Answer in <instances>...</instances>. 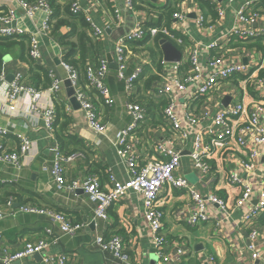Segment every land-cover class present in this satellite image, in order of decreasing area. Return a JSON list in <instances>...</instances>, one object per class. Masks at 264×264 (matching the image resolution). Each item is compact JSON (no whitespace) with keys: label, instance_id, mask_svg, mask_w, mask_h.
<instances>
[{"label":"built area","instance_id":"2783aa9c","mask_svg":"<svg viewBox=\"0 0 264 264\" xmlns=\"http://www.w3.org/2000/svg\"><path fill=\"white\" fill-rule=\"evenodd\" d=\"M107 2L110 5L108 20L99 25L94 17L102 8L100 0H85L84 5L81 0H59L61 7L69 5L72 15L84 19L96 51L104 54L106 50L100 48L113 30L123 24L124 14L132 17L129 29L114 40L116 71L109 69L106 58L98 59L95 54V59H87L86 85L82 87L77 71L63 59L60 61L66 73L65 80L74 88L85 122L94 135L106 136V125L96 113L93 101L99 98L108 108L115 104L100 76L113 73L116 81L123 84L126 95L123 106L130 122L116 131L111 144L119 161L126 167L127 177L117 181L109 176L107 191L99 189L95 175L88 177L84 191L94 203V219H105L109 208L127 194L140 196L149 238L158 257L156 264H164L169 243L162 229L164 213L158 200L160 191L167 187L190 196L183 220L187 226L194 228L213 221L215 208L221 213H229L226 199L217 195L220 190H225L234 197L231 210H241L237 224L247 230L246 237L240 236L241 251L252 261L260 260V242L264 244V226L259 225L264 215V0H121L122 8L118 6V0ZM204 3L212 7V13L206 11L202 6ZM19 5L28 20L35 11L41 10L44 15L42 32L51 31L53 8L48 0H33L32 3L19 0ZM12 18L10 13L0 17L4 22ZM23 33L19 27L0 29V37L4 38ZM146 37L148 40L145 42L151 44L157 37L159 41L170 42L180 52V60L167 62L162 58L158 71L152 60L135 59L136 55L130 48L142 43ZM28 40L29 57L39 58L36 38L30 36ZM131 58H134V63L130 68ZM146 69L157 79L148 80L150 75ZM48 78L51 84L46 91L54 102L59 98L63 79L50 71ZM0 81H5L1 72ZM141 90L147 99L146 104L140 99ZM90 91L94 95H88ZM43 94V89L26 86L23 77L15 75L5 87L6 114H19L18 108L24 98L30 99L27 112H36ZM150 102L154 105L162 103L159 112L147 110ZM65 109L71 111L67 105ZM156 115L162 117L161 126L154 125ZM43 118L48 136L53 138V115L44 111ZM148 125L160 133L154 145L157 159L141 165L138 152L143 142L146 144L142 136ZM6 134L5 130H0V137ZM16 138L20 145L14 150L0 144V164L11 163L18 167L31 147L28 138ZM184 155L198 174L196 184L189 183L176 173ZM73 158L74 155H65L59 147L54 150L49 173L59 186H66L65 164ZM12 203L9 196L4 203L5 208L10 209ZM20 210L47 214L60 224L61 232L68 236L83 228L80 224L69 223L63 214L26 207ZM4 216L0 212V220ZM214 225L213 235L228 239L222 232L221 223L214 222ZM48 245L45 240L27 242L10 256H0V264H13L40 255ZM91 245L101 253L110 254L114 260H125L122 241L117 236L109 239L96 236ZM209 261L213 264V258ZM67 262L66 254H58L42 256L38 264Z\"/></svg>","mask_w":264,"mask_h":264},{"label":"crops","instance_id":"0c3cea01","mask_svg":"<svg viewBox=\"0 0 264 264\" xmlns=\"http://www.w3.org/2000/svg\"><path fill=\"white\" fill-rule=\"evenodd\" d=\"M27 1L33 2V0ZM100 2L102 8L94 19L97 24L103 25L108 20L110 5L107 0H100ZM55 3L59 5V0H55ZM81 3L84 5L85 0H81ZM117 4L122 8L121 0H118ZM9 13L13 18L8 22L0 19V29L19 27L24 33L17 37H25V40H28L30 36H34L38 42L40 57L30 58L31 64L27 65L17 55H12L5 58L4 69L3 66L0 68V72L5 76V81H0V130H5L7 133L0 137V144L8 150H14L20 145L17 136H24L31 141V147L20 160L18 167L11 163L0 164V212L5 215L0 220L2 235L0 256H10L27 242L45 240L49 242V245L39 256L29 257L13 264H38L42 256L53 257L58 254L68 256L67 264H156L158 257L149 238L140 196L133 193L127 194L109 208L105 219L95 220L94 203L84 191L90 175H95L99 189L103 191H107L110 187L109 176L117 181H123L127 177L126 167L119 161L111 144L116 131L130 122L129 114L123 106L126 100L123 84L116 81L113 73L100 76L115 101L111 108L103 106L99 98L92 103L96 113L106 125L104 137L90 132L83 111L73 110L66 97L63 83L61 84L58 97L71 108L70 112L64 108L70 123L65 130V138L61 140L63 150L66 152L62 151L56 135L53 138L48 136L43 118V112L47 111L56 121V106L50 94L47 93V88H42V83L38 84L32 80L29 68L39 66L65 81L66 73L60 65L65 50L59 43L57 33L64 34L66 27L56 31L53 23L51 31L43 33L41 21L44 15L41 10L35 11L32 18L28 20L24 18L25 12L20 7L19 0H0V17L7 16ZM131 24L132 17L125 13L123 24L113 30L100 50L105 49L106 54L109 51L113 52L116 36L129 29ZM130 49L137 60L144 59L147 55L149 61L153 60L152 52L153 57L157 52L158 56L160 54L162 56L160 46L159 51H156L154 44L149 42L132 45ZM96 54L98 59L106 58L103 52L96 51ZM88 58L95 59L93 49H88ZM129 63L131 68L134 58H131ZM146 71L150 75L148 80H151L153 75L147 69ZM17 74L23 77V83L26 86L39 87L44 90V94L36 112H27L30 99L24 98L18 108L20 113L10 116L6 114L7 103L4 100V93L7 83ZM140 93V99L146 104L144 92L141 90ZM90 94L94 95L93 91H90L88 95ZM134 96L136 98V94ZM158 116H155V120ZM157 122L159 123L156 126H161L162 117ZM148 126L149 128L142 136L146 144L143 142L138 152L141 165L157 159L151 144L160 137V133L150 125ZM57 147L65 155H74V158L65 164L66 186H59L49 173L54 150ZM176 173L186 180L188 176L195 174L196 182L191 184L198 182V174L186 155L182 158ZM75 185L78 187H74ZM217 195L226 199L230 208L229 213H221L215 208L213 221L192 228L183 220V217H186L188 210L186 205L190 202V196L183 191L169 190L167 187L160 191L158 200L164 213L162 229L169 243V249L165 251L163 259L164 264H211L209 258H213V264H264V244L261 242L262 258L258 261H252L245 252L241 251L240 236L246 237L247 230L237 224L240 221L241 210H231L234 197L228 195L225 190H220ZM9 196L13 203L10 209H7L4 203ZM32 206L55 214L61 213L69 223L80 224L83 228L70 236L65 235L60 230V224L47 214L25 213L20 210L22 207L31 208ZM214 222L221 223L222 232L228 239L224 240L222 236L213 235ZM259 225L264 226V220H261ZM96 236L106 239L113 236L119 237L122 241L124 262L114 260L110 254L101 253L93 247L91 242Z\"/></svg>","mask_w":264,"mask_h":264},{"label":"trees","instance_id":"16d2710c","mask_svg":"<svg viewBox=\"0 0 264 264\" xmlns=\"http://www.w3.org/2000/svg\"><path fill=\"white\" fill-rule=\"evenodd\" d=\"M50 5L53 8V15L51 18L55 21L54 30L58 31L61 27H66L68 29V32L64 34L57 33L59 43L64 47L65 50L63 61L72 66L77 71L80 86L84 87L86 85L85 65L88 59V49H93L94 54H96V46L88 33V25L82 17H76L69 12V5L67 6V4H65L61 7L55 3V0H51ZM202 6L206 9V11L212 13V7L207 3L202 4ZM147 40L148 37H146L143 42ZM154 46L156 51H159L158 37L154 40ZM29 49V40H25V37H0V68L3 66L4 69L3 63L5 58L9 56L12 57V55H17V57L22 62L30 65L31 59L29 57ZM152 58V61L156 64V68L159 71V63L162 60L161 54L158 56L157 52V54L153 57L152 52ZM29 73L31 74L32 80L36 81L38 84L42 83V88H48L50 86L51 82L48 78V71L44 68L39 66H36V68L30 67ZM153 79L156 80L157 76H152L151 80ZM54 104L56 106V121L54 122L55 135L57 140L60 141L61 150L64 151L61 140L65 138V130L68 128L70 123L69 116L64 111L65 104L60 102L59 98L54 100ZM161 106L162 103L154 105L150 102L147 105V110L150 112L152 109H154L159 112ZM160 117L161 116L157 117V119L154 121V125L159 123L157 120ZM31 208H37V210L41 209L35 206H32ZM261 220H264V215L260 218V222Z\"/></svg>","mask_w":264,"mask_h":264},{"label":"water","instance_id":"95a60500","mask_svg":"<svg viewBox=\"0 0 264 264\" xmlns=\"http://www.w3.org/2000/svg\"><path fill=\"white\" fill-rule=\"evenodd\" d=\"M160 50L163 56V60L167 62H178L180 60V52L168 41L166 40H160L159 41ZM113 52L109 51L106 54V60L108 62V67L110 70L116 71L118 69L117 64L113 60ZM244 63H246V60H243ZM10 82V81H9ZM63 86L65 88L66 97L68 99L69 104L73 108V110L80 109L79 103L74 95V88L71 86L69 81L65 80L63 82ZM228 102V99L224 102L226 105ZM35 257L39 255H34Z\"/></svg>","mask_w":264,"mask_h":264},{"label":"rangeland","instance_id":"374dc122","mask_svg":"<svg viewBox=\"0 0 264 264\" xmlns=\"http://www.w3.org/2000/svg\"><path fill=\"white\" fill-rule=\"evenodd\" d=\"M148 60H149V58H148V55H147V57L145 58V62H147ZM146 137H147V136H146ZM192 174H193V173H192ZM187 180H188L190 183H195V182H196V176H195V174L188 176Z\"/></svg>","mask_w":264,"mask_h":264},{"label":"bare ground","instance_id":"6f19581e","mask_svg":"<svg viewBox=\"0 0 264 264\" xmlns=\"http://www.w3.org/2000/svg\"><path fill=\"white\" fill-rule=\"evenodd\" d=\"M155 144H156V141H152L151 149H152L153 153H154V145H155Z\"/></svg>","mask_w":264,"mask_h":264}]
</instances>
